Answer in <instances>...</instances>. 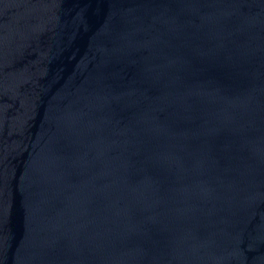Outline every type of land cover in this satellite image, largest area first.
I'll return each instance as SVG.
<instances>
[{
	"label": "water",
	"instance_id": "obj_1",
	"mask_svg": "<svg viewBox=\"0 0 264 264\" xmlns=\"http://www.w3.org/2000/svg\"><path fill=\"white\" fill-rule=\"evenodd\" d=\"M0 264H264V0H0Z\"/></svg>",
	"mask_w": 264,
	"mask_h": 264
}]
</instances>
